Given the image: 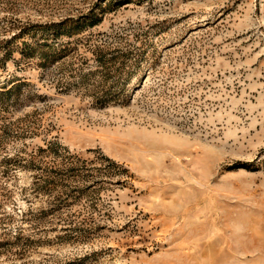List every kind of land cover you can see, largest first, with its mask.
<instances>
[{
  "label": "rangeland",
  "instance_id": "rangeland-1",
  "mask_svg": "<svg viewBox=\"0 0 264 264\" xmlns=\"http://www.w3.org/2000/svg\"><path fill=\"white\" fill-rule=\"evenodd\" d=\"M0 264H264V0H0Z\"/></svg>",
  "mask_w": 264,
  "mask_h": 264
}]
</instances>
